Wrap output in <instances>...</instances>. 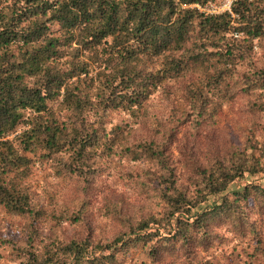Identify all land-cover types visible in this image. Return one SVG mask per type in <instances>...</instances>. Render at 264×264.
<instances>
[{
    "label": "trees",
    "instance_id": "obj_1",
    "mask_svg": "<svg viewBox=\"0 0 264 264\" xmlns=\"http://www.w3.org/2000/svg\"><path fill=\"white\" fill-rule=\"evenodd\" d=\"M213 1L0 0V206L31 221L22 238L31 249L18 253L19 264H118L138 249L155 264L160 248H186L220 215L257 235L240 205L252 197L264 208V199L258 200L264 188L236 182L257 171L253 153L237 149L225 162L196 168L187 192L172 181L170 148L151 135L135 149L121 144L120 152L131 159L148 153L165 206L162 217L147 215L99 243L40 238L39 250L32 249V222L47 213L30 203L22 181L28 155L87 179L96 173L94 157L114 153L121 143L122 126L109 123L111 112L134 119L157 87L191 70L199 73L183 118L214 117L232 94L229 79L234 92L242 89L250 98L246 116L264 115V56L249 60L253 45H264V0H232L229 11L220 13L203 10ZM245 63L249 70L235 73ZM18 126L14 144L7 136ZM247 143L253 145L250 138ZM259 150L264 155V134Z\"/></svg>",
    "mask_w": 264,
    "mask_h": 264
},
{
    "label": "rangeland",
    "instance_id": "obj_2",
    "mask_svg": "<svg viewBox=\"0 0 264 264\" xmlns=\"http://www.w3.org/2000/svg\"><path fill=\"white\" fill-rule=\"evenodd\" d=\"M253 50L249 55L251 63L255 57L264 56V45L262 49L253 45ZM250 64L238 65L235 73L249 70ZM198 73L199 70H191L174 82L166 81L164 88L157 87L134 119L130 120L117 110L111 112L109 123L122 126L121 143L114 153L94 157L96 173L87 179L66 170L62 164L28 155L30 160L22 181L30 203L47 213L32 222L34 251L39 250L40 238L42 242L88 238L92 243H99L121 230L134 228L147 215L162 217L165 206L158 196L160 184L148 153L140 159H131L120 152L121 144L135 149L151 135H155V142H165L167 149L170 148L169 160L174 163L172 181L187 192L192 191L196 168L209 166L217 159L225 162L237 149L246 154L253 153L259 164L248 180L239 178L237 184L251 182L264 188V155L259 150L264 134L263 113L248 118L244 111L250 98L240 91L242 89L234 92V83L228 78L232 94L221 102L214 117L198 118L196 122L189 117L183 118L188 90L195 86ZM50 104L55 106L56 102ZM20 130L18 126L7 138L16 144ZM248 138L252 146L248 145ZM227 197L231 198V195ZM262 199L264 197L258 200ZM256 204L250 197L247 205L242 203L240 208L248 211L257 235L242 232L241 227L234 226L224 215L216 216L207 224V234L198 235V239L186 248H160L155 264H246L250 252H253L250 264H264V208ZM29 222L30 218L8 215L0 206V264H19L18 253L31 249L22 241ZM163 227L167 229L168 225ZM261 242L263 248L256 250L255 244ZM126 255L119 257L118 264L150 263L149 257L140 249Z\"/></svg>",
    "mask_w": 264,
    "mask_h": 264
},
{
    "label": "built area",
    "instance_id": "obj_3",
    "mask_svg": "<svg viewBox=\"0 0 264 264\" xmlns=\"http://www.w3.org/2000/svg\"><path fill=\"white\" fill-rule=\"evenodd\" d=\"M232 0H214L213 2L208 3L203 10L209 12V13H218L224 10L229 11L230 4ZM218 4V6H215V4Z\"/></svg>",
    "mask_w": 264,
    "mask_h": 264
}]
</instances>
